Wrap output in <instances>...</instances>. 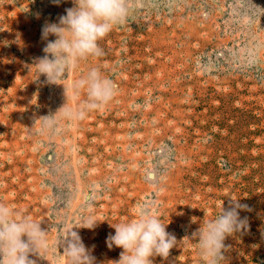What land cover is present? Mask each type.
<instances>
[{
  "label": "rangeland",
  "instance_id": "374dc122",
  "mask_svg": "<svg viewBox=\"0 0 264 264\" xmlns=\"http://www.w3.org/2000/svg\"><path fill=\"white\" fill-rule=\"evenodd\" d=\"M71 7L0 0V202L49 245L28 258L68 264L76 233L93 264H111L122 251L107 246L111 225L143 203L176 238L153 264H201L195 233L238 200L247 226L225 238L222 264H264V0H130L128 21L98 42L104 55L50 84L34 65L42 27ZM92 67L114 81V98L43 126Z\"/></svg>",
  "mask_w": 264,
  "mask_h": 264
},
{
  "label": "clouds",
  "instance_id": "9594fccd",
  "mask_svg": "<svg viewBox=\"0 0 264 264\" xmlns=\"http://www.w3.org/2000/svg\"><path fill=\"white\" fill-rule=\"evenodd\" d=\"M59 4L60 0H54ZM73 7L65 9L58 23H47L42 27V49L44 55L34 62L38 77L45 76L47 83L57 84L74 71L81 60L104 55L99 41L114 28L124 25L129 19L130 0H72ZM54 40H48L49 36ZM85 99L75 107L68 100H78L81 92ZM112 79L99 67L90 68L86 74L73 80L64 88L66 102L53 115L42 116L45 127H53L58 119L79 121L89 112L107 105L116 94ZM233 201V200H232ZM208 220L195 233L198 256L201 264H222L224 240L227 236L246 228V218L239 217L237 209H246L237 201ZM97 221L89 216L83 219L84 228L95 227ZM115 234L107 238V246L121 248L119 259L111 264H153L150 257L167 258L176 245L174 235L168 233L165 224L149 206L136 205L134 216L112 226ZM26 237V239H22ZM49 251L46 232L27 215L6 203L0 202V264H35L29 254L44 258ZM63 255L68 264H93V259L80 238L64 242Z\"/></svg>",
  "mask_w": 264,
  "mask_h": 264
}]
</instances>
